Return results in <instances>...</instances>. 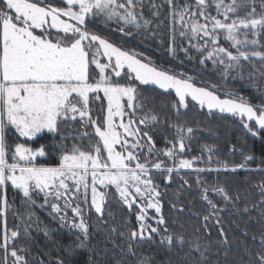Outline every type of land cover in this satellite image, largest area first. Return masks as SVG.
Wrapping results in <instances>:
<instances>
[{"label": "snow or ice", "instance_id": "6c2138e0", "mask_svg": "<svg viewBox=\"0 0 264 264\" xmlns=\"http://www.w3.org/2000/svg\"><path fill=\"white\" fill-rule=\"evenodd\" d=\"M161 16L171 21L173 42L177 36L186 39L189 48L203 57L201 63L211 61L226 76L241 70L243 61L253 66L249 73L252 82L255 73L264 81V0H148L147 6L144 0H0V264H46L29 247L33 228L45 236L50 232L34 219L32 209L38 199L43 201L39 206L49 207L61 226L75 230L74 239L60 247L62 255L53 260L43 253L49 256L47 264H77L75 258L84 249L95 254L89 247L91 232L85 210L94 209L103 217L109 196L118 198L117 203L135 215L137 227L126 237L120 233L128 256H136L138 245L158 243L170 254L175 251L179 264H213L208 229L213 221L220 225V213L228 204L239 211L235 201L240 197L232 196L219 182L201 179L200 173L219 171L195 166L205 160L211 164L213 146L204 144L200 156L185 158L186 141H191L194 130L180 120V109H187L186 98L191 97L201 108L206 105L209 110L239 116L246 133L264 144V87L257 85L259 103L234 93L222 99L209 86L197 87L190 77L115 46L94 30L102 19L116 22L118 31L127 28L131 34L135 28L156 38ZM136 82L174 89L179 98L176 121L166 122L172 135L165 134L163 148L156 147L151 123H159L158 117L145 111L149 101ZM139 112H144L143 118ZM69 131L74 133L71 139L79 143L69 146ZM44 136H51V144L27 146ZM11 137L25 142H13ZM49 148L57 156L52 166L40 162V158H50ZM241 155L244 163L231 171L246 168L255 159L251 154ZM223 168L229 170L228 164ZM181 170L197 173L195 183L203 207L195 215L203 221L206 241L199 228L193 230V239L170 231L162 214L161 183L167 188L180 179L181 191L191 188L190 181L180 177ZM9 187L22 194L23 211L10 202ZM257 188L261 199L251 208L260 209L259 235L252 236L258 247L245 246L247 259L241 257L231 264H264V182ZM215 196L221 198L224 208ZM243 211L250 214L247 205ZM10 214L19 221L12 227ZM217 230L218 243L227 246L223 227ZM120 251L123 255L124 249ZM223 255L224 264H229L227 247ZM137 264L156 262L141 257ZM167 264H172L171 259Z\"/></svg>", "mask_w": 264, "mask_h": 264}, {"label": "trees", "instance_id": "16d2710c", "mask_svg": "<svg viewBox=\"0 0 264 264\" xmlns=\"http://www.w3.org/2000/svg\"><path fill=\"white\" fill-rule=\"evenodd\" d=\"M54 2H58V0H54ZM161 21L163 23L160 24L158 30L160 35L156 38H153L151 33L135 28L131 29V34H127V28H125V32L118 31L120 26L116 22L105 23L102 19L97 20L94 30L115 46L142 54L155 65L169 69L172 73L182 74L183 77H192L191 81L197 86H209V89L215 90L221 98H225L227 93H234L245 98H251L254 103H259L256 89L257 85L264 87V81L260 80L259 73H255V82L250 80L249 73L253 71L252 64L243 62L244 68L240 73L233 71L225 76L223 70L211 61L201 63L200 54L192 50L193 48H189V44L185 42V39L177 36L173 42L170 31L171 21L165 20L163 16H161ZM172 48L176 49L175 54H173ZM185 49H188V51L185 52ZM255 63L259 67V63ZM241 74L243 78H241ZM136 84L138 90L149 101L145 111H150L158 117L159 123H151L155 129L156 147L163 148L165 146L163 139L165 134L169 138L172 135V129L168 128L166 122L176 121L175 104L179 98L171 89L164 90L151 84L139 85V82H136ZM212 86H215V88L213 89ZM186 103L188 104L187 109H180L182 113L180 120L186 123L188 127H192L194 132L191 141H186L188 153L185 158L200 156L202 154L201 147L204 144L213 146L215 154L212 157L211 164H208L205 160L195 166L211 167L212 169H219V171L200 173L201 179L208 183L219 182L221 186L229 190L232 196L235 197L239 194L240 197L238 201H235L239 211L233 210L232 204H228L226 210L220 213V225H216L213 221L212 226L208 229L213 242L212 251L209 253L210 258L213 264H224L223 250L227 247L229 250L227 258L229 264L241 257L247 259L244 252L245 246L249 249L258 247V242H253L252 236L259 235L260 224L257 221L260 218V209H252L251 205L261 199L257 185L264 182V144L259 139H253L246 133L241 126L239 116L221 113L218 110H209L206 107L201 108L190 97L186 99ZM138 116L143 118L144 112H139ZM89 132H91V129H89ZM67 134L70 137L68 140L69 146L73 142H80L71 139V136L74 135L72 131ZM11 140L16 143L25 142L24 138L11 137ZM84 142L87 143L86 140ZM43 143L51 144V136H44L36 144L28 142L27 146L35 147ZM233 148L235 151H233ZM241 152L253 155L255 157L254 161H249L246 168H237L236 171H231L232 167L244 163ZM49 153L50 158H40V162L52 166L57 156L52 154L53 150L51 148H49ZM204 155L206 157L207 153H204ZM224 163L228 164L229 170H224ZM179 175L190 181L191 188H185L181 191L180 179H176L167 188L161 183L160 189L164 194L162 214L168 221L170 231L183 232L189 239H193V230L199 228L202 241H206L208 236L205 229L201 227L203 221L195 215L203 207V201L198 194L199 190L195 183L197 173L192 170H181ZM8 197L10 202H14L16 209L23 211L22 194L9 187ZM117 199L113 196L107 198L103 217L95 213L94 209L86 208L85 220L89 224L91 232L89 247L95 250V254L87 249L81 250L75 258L77 264H90V258L91 264H117V261L120 260H127L128 264H137L141 257L154 259L156 264H162V262L167 264L170 259L172 264H179L175 251L170 254L158 243L138 245L135 257L127 255L126 240L121 237L120 233H124V237H126L131 229L137 227V223L134 213L122 204L117 203ZM214 199L220 202L221 208L225 207L219 196H215ZM42 203L43 201L38 199L37 205L33 207L34 219L41 223V227L47 225L50 232L48 236H45L43 231L33 228L29 247L34 256L40 255L47 264L49 256H44L43 253H49L53 260L62 255L63 253L59 250L60 247L74 239L75 230L70 229V226H61L60 222L51 215L49 207L39 206ZM246 205L250 210V214L243 211ZM181 208L184 209L183 212L180 211ZM68 215L71 218L70 211ZM18 222V220H14L11 214L8 216L9 227ZM219 227L224 229L228 239L227 246L218 243L221 240L217 230ZM111 229L116 231L111 232ZM159 239V237L156 238L157 241ZM121 248L124 249L123 255L120 251ZM217 249H220L219 253H217Z\"/></svg>", "mask_w": 264, "mask_h": 264}, {"label": "rangeland", "instance_id": "374dc122", "mask_svg": "<svg viewBox=\"0 0 264 264\" xmlns=\"http://www.w3.org/2000/svg\"><path fill=\"white\" fill-rule=\"evenodd\" d=\"M144 3H145V5L147 6V4H148V0H144ZM144 11H145V14L147 15L148 14V8L147 7H145V9H144ZM171 26V25H170ZM185 42H188L186 39H185ZM221 43L222 44H224L225 46H227L228 45V42H226V41H224L223 40V38H221ZM189 44V43H188ZM192 50H195L194 48L192 49ZM131 51V50H130ZM195 52H197L196 50H195ZM137 53V52H136ZM199 53V52H198ZM200 54V53H199ZM200 57L201 58H203L201 55H200ZM242 64H244L243 63V61H242ZM244 68V67H243ZM242 71V69L241 70H238L237 71V73L239 72H241ZM191 79H193L192 77H190ZM190 82H192L191 80H190ZM193 83V82H192ZM156 86H158V85H156ZM195 86H197V85H195ZM159 87V86H158ZM197 87H201V86H197ZM170 90V89H169ZM171 90H173L174 92H175V90L174 89H171ZM210 90V89H209ZM217 94V93H216ZM218 95V94H217ZM188 98V97H187ZM186 98V99H187ZM191 98V97H190ZM226 98V97H225ZM223 99V98H222ZM204 107H206L207 108V106L205 105ZM212 110H218V109H212ZM219 111V110H218ZM229 114H231V113H229ZM150 215H153V213L150 211V213H149Z\"/></svg>", "mask_w": 264, "mask_h": 264}]
</instances>
